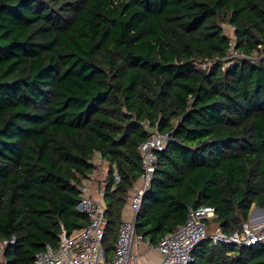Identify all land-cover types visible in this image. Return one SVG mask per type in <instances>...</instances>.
<instances>
[{
  "label": "trees",
  "instance_id": "16d2710c",
  "mask_svg": "<svg viewBox=\"0 0 264 264\" xmlns=\"http://www.w3.org/2000/svg\"><path fill=\"white\" fill-rule=\"evenodd\" d=\"M225 25L243 57L227 60ZM205 61H215L210 71L198 67ZM153 131L170 143L135 219L145 240L159 244L190 208L214 207L210 224L227 235L264 208V0H0L8 264H34L63 232L89 224L80 186L97 157L108 164L102 245L111 259ZM193 255L192 264H264V243L206 240Z\"/></svg>",
  "mask_w": 264,
  "mask_h": 264
},
{
  "label": "built area",
  "instance_id": "2783aa9c",
  "mask_svg": "<svg viewBox=\"0 0 264 264\" xmlns=\"http://www.w3.org/2000/svg\"><path fill=\"white\" fill-rule=\"evenodd\" d=\"M227 35L231 38L227 60L243 57L235 46L237 37L234 29L232 28L231 35ZM214 62L205 61L198 67L210 71ZM169 143V134L153 131L139 147L143 171L131 201L136 216L154 177L157 154ZM94 164L96 167L95 161ZM116 179L119 177L116 176ZM93 185L94 181L90 176L83 180L80 186L81 201L78 204V208L87 213L89 224L70 236L63 232L59 245H47L44 251L37 253L34 264H128L137 258L134 247L144 242L162 255L161 264H192L195 249L206 240H210L215 246L234 244L246 248L264 243V220L247 222L241 232L227 235L219 225L210 224L217 217L216 209L212 206H200L190 208L185 223L166 235L157 245L137 234L135 220L124 221L118 233L114 254L108 260L102 245L107 228L106 204L101 198L92 195ZM14 243V237L0 241V264H8L4 251L8 245Z\"/></svg>",
  "mask_w": 264,
  "mask_h": 264
},
{
  "label": "crops",
  "instance_id": "0c3cea01",
  "mask_svg": "<svg viewBox=\"0 0 264 264\" xmlns=\"http://www.w3.org/2000/svg\"><path fill=\"white\" fill-rule=\"evenodd\" d=\"M95 163H96V167L94 168L92 174L90 175L91 179L94 181V185L92 187V195L94 197L101 198L104 201V195L101 193L103 192L104 184L106 181V172L108 170L107 168L108 164L99 157L95 159ZM138 182L135 184L133 190L131 191L128 203L126 204L123 210V214H122L123 222L133 221L136 219V213L133 211L131 207V201L136 191ZM263 220H264V208L253 206L250 212V218L248 222L256 223V222H261ZM134 251L136 252L137 258L135 261H132L128 264H161L162 262V255L158 251L151 249L145 242L143 244H140V246L134 247ZM113 252L112 254H114Z\"/></svg>",
  "mask_w": 264,
  "mask_h": 264
},
{
  "label": "rangeland",
  "instance_id": "374dc122",
  "mask_svg": "<svg viewBox=\"0 0 264 264\" xmlns=\"http://www.w3.org/2000/svg\"><path fill=\"white\" fill-rule=\"evenodd\" d=\"M225 31L227 34L231 35L232 34V28L229 25H225ZM212 228V227H211Z\"/></svg>",
  "mask_w": 264,
  "mask_h": 264
}]
</instances>
